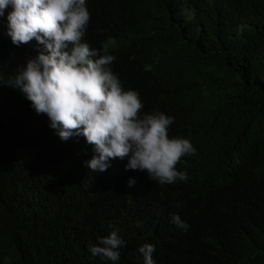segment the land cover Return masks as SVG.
<instances>
[{"label": "trees", "instance_id": "trees-1", "mask_svg": "<svg viewBox=\"0 0 264 264\" xmlns=\"http://www.w3.org/2000/svg\"><path fill=\"white\" fill-rule=\"evenodd\" d=\"M175 1L90 0L83 41L103 54L101 18L121 13L130 20L131 42L144 48L135 55L109 49L115 55L110 67L125 90L131 75L144 74L148 84L139 90L143 111L215 91L200 107L211 117L215 133L232 147L237 170L229 182L264 158V0H204L206 20L199 33L176 30ZM197 1L185 0L175 13ZM11 10L9 6L0 15V76L5 81L43 47L35 40L12 43ZM234 12L252 20L250 33L236 35L220 23ZM218 91L225 101L213 116ZM202 122L195 120L197 126ZM50 124L22 92L0 82V264H145L139 248L146 243L155 247L154 264H264V208L240 206L249 200L248 191L264 195V189L241 186L231 195L235 201L211 204L205 218L203 212L183 209L193 203L192 192L162 186L146 170L127 168L129 157L110 159L106 171L93 172L86 162L96 154L94 146L82 135L62 140ZM198 136L191 159L196 170L211 155L200 132ZM131 172L143 177L130 184ZM173 213L189 225L187 230L173 223ZM234 218L255 227L248 252L234 246L233 227L219 241L217 224ZM114 229L125 242L119 261L94 256L89 245Z\"/></svg>", "mask_w": 264, "mask_h": 264}, {"label": "clouds", "instance_id": "clouds-1", "mask_svg": "<svg viewBox=\"0 0 264 264\" xmlns=\"http://www.w3.org/2000/svg\"><path fill=\"white\" fill-rule=\"evenodd\" d=\"M184 1L176 0L175 9H172L176 30L199 33L201 21L206 20L203 16V11L207 10L205 1L198 0L191 7L175 13ZM89 2L0 0V15L9 6L12 9L7 16L12 43L27 45L35 40L43 46L14 78L5 81L0 76V82L22 92L37 113L46 114L50 126L57 130L62 140L73 135L85 137L96 153L86 162L90 170L103 172L110 166V159L117 162L129 157L127 168L146 170L149 177L162 186L183 187L192 192L193 203L184 206L185 210L203 212L201 215L206 218L211 204L234 200L231 195L241 186L255 184L263 190L264 158L252 169L226 182L227 177L237 170V160L230 143L215 133L209 121L211 117L204 116L200 107V102L215 91L175 98L166 107L143 111L139 90L148 84L144 74L131 75L128 90H125L119 74H114L110 67L112 62L115 65V55L109 49L135 55L144 46L132 44L128 18L121 13H107L99 23L103 54L91 48L83 41V37L87 40L85 32L91 19L87 8ZM220 23L236 35L250 33L253 29L252 20L237 12L226 13ZM145 68L151 70L149 66ZM224 101L218 91L213 116L218 114ZM198 118L203 120L199 126L195 124ZM198 132L211 155L203 159L196 170L191 159L199 141ZM129 176L130 184L138 176L143 177L140 172H131ZM246 195L249 200L240 206L264 208L263 194L248 191ZM241 219L221 220L217 231L220 241L233 227L234 246L240 253H245L255 227L249 221L239 224ZM172 221L183 230L189 227L178 214H172ZM124 244L118 229H114L108 235L98 237L97 243L89 248L94 256L116 262ZM139 252L143 254L145 264H154V245L146 243Z\"/></svg>", "mask_w": 264, "mask_h": 264}]
</instances>
